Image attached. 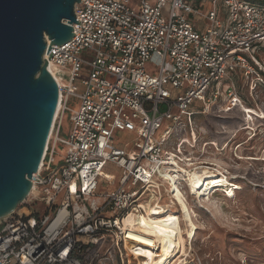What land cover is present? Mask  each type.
Here are the masks:
<instances>
[{"label": "built area", "instance_id": "obj_1", "mask_svg": "<svg viewBox=\"0 0 264 264\" xmlns=\"http://www.w3.org/2000/svg\"><path fill=\"white\" fill-rule=\"evenodd\" d=\"M196 2L75 4L73 38L43 56L61 82L59 106L23 203L31 210L0 221V264H108L114 257L130 264L133 240L124 223L129 215L162 206L174 214L160 203L161 189L167 184L173 197L174 179L185 192L184 172L177 169L189 158L181 151L185 141L177 136L191 130L195 141L196 134L205 132L191 126L194 116L203 113L197 103L207 112L218 98V92L210 97V91L233 73L252 88L264 86V61L258 57L264 47V3L213 0L212 9L202 12ZM46 42L49 47L47 37ZM149 65L157 71L149 73ZM63 68L69 71L67 83ZM226 93L228 111L242 106L233 83ZM72 100L78 102L75 109L69 106ZM68 114V137L63 138ZM119 135L126 140L117 143ZM108 165L120 168L122 177L116 190L105 192L101 181L108 188L114 182L104 172ZM39 203L44 215L32 210Z\"/></svg>", "mask_w": 264, "mask_h": 264}, {"label": "rangeland", "instance_id": "obj_2", "mask_svg": "<svg viewBox=\"0 0 264 264\" xmlns=\"http://www.w3.org/2000/svg\"><path fill=\"white\" fill-rule=\"evenodd\" d=\"M212 1L197 0L195 4L202 7V12H208L212 9ZM255 2L256 0H253L251 3ZM137 3L138 0H134L133 6ZM218 9L219 17L223 18L221 3ZM195 23L201 24L203 28L208 26L207 22L201 19H196ZM261 57L264 60V56ZM262 68L264 69L263 62L260 64V69ZM147 71L153 73L157 68L149 65ZM61 76L67 83L69 71L63 68ZM232 83L239 89L242 106L228 111L230 100L226 91ZM216 92L218 98L212 99L207 112H204L203 104L196 105L203 113L194 116L191 126L193 130L197 127L203 128L205 132L200 136L196 134L195 141L191 130L189 133L183 131L177 136L185 141L184 148L181 149L182 154L195 164L190 167V163L183 158L181 171L177 170L184 172L183 180L187 182L185 176L188 173L210 169L225 176L226 185L214 187L208 194L204 193L197 198L201 192L190 194L187 183H183L189 205L184 202H178L177 205L176 201L172 203L168 198L172 196L168 192V185L161 189L160 203L168 205L172 213L181 217L182 226L186 230L187 256L180 254L178 258L182 257V261L177 264H264V88H252L251 84L247 85L246 79L236 78L224 79L212 88L209 96L215 95ZM69 106L75 109L78 102L72 100ZM244 107L255 115L249 118L244 112ZM69 117L70 114L66 116L61 132L63 138L68 137ZM167 126L168 123H165L156 137H159ZM121 139L126 140L124 136L119 135L117 143L123 142ZM127 140L131 142L130 138ZM59 152H65L64 146H59ZM104 172L113 176L114 182L108 188L107 182L102 180L103 190H116L122 170L115 165H108ZM236 187L239 189H234ZM29 210L30 206L21 204L16 212L26 216ZM32 210L40 211L41 215L46 211L43 203L32 206ZM136 263L132 257L130 264ZM108 264L122 263L114 257Z\"/></svg>", "mask_w": 264, "mask_h": 264}, {"label": "water", "instance_id": "obj_3", "mask_svg": "<svg viewBox=\"0 0 264 264\" xmlns=\"http://www.w3.org/2000/svg\"><path fill=\"white\" fill-rule=\"evenodd\" d=\"M78 2L0 0V221L32 191L60 97L43 56L73 38Z\"/></svg>", "mask_w": 264, "mask_h": 264}, {"label": "bare ground", "instance_id": "obj_4", "mask_svg": "<svg viewBox=\"0 0 264 264\" xmlns=\"http://www.w3.org/2000/svg\"><path fill=\"white\" fill-rule=\"evenodd\" d=\"M58 83L61 85L59 80ZM244 112L248 114L249 118H251V115H255L253 111L245 107ZM186 161L190 163V167L195 165L192 160ZM179 168H181L180 165ZM218 174L210 169H199L188 173L186 183L190 194L201 192L197 195V198H200L204 193L208 194L212 188L226 185L225 176ZM171 181L173 197L168 198L171 199V202L176 201L177 205L178 202L189 205L187 193L176 186L174 179ZM234 189H239V187ZM232 194H234V190H232ZM146 212V215L140 216L132 213L124 222L125 226L131 229L130 236L133 242L130 243V250L137 261L136 264H177L182 261V257H178L180 254L187 256V240L181 217L177 214H169V211L163 206L151 208Z\"/></svg>", "mask_w": 264, "mask_h": 264}, {"label": "trees", "instance_id": "obj_5", "mask_svg": "<svg viewBox=\"0 0 264 264\" xmlns=\"http://www.w3.org/2000/svg\"><path fill=\"white\" fill-rule=\"evenodd\" d=\"M251 2H253V0H251ZM259 2H262L263 3V1H261V0H256V2L254 3V4H258ZM261 56H264V47H260V56H258L261 60H263V57H261ZM264 61V60H263ZM264 75V74H263ZM236 78H242V79H244L243 78V76L241 75V74H239V72H237V73H233L231 76H230V79H236ZM245 80V79H244ZM246 83H247V85L248 84H250V82L248 81V80H246ZM260 87H263L264 88V86L262 85V86H260ZM237 88V87H236ZM237 90H238V92H239V89L237 88ZM239 95H240V92H239Z\"/></svg>", "mask_w": 264, "mask_h": 264}]
</instances>
